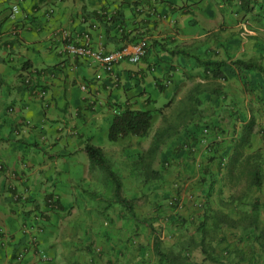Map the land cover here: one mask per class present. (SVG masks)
Instances as JSON below:
<instances>
[{
    "label": "crops",
    "instance_id": "0c3cea01",
    "mask_svg": "<svg viewBox=\"0 0 264 264\" xmlns=\"http://www.w3.org/2000/svg\"><path fill=\"white\" fill-rule=\"evenodd\" d=\"M14 4L22 10L16 20L9 17ZM0 20V230L6 236L0 259L6 264L24 263L11 259H17L26 243L24 225L33 224L44 228L39 235L42 249H66V256L72 257L79 247L67 250L69 237L57 236V221L63 215L80 216L74 230L79 232L76 246L92 245L81 234L83 227L94 228V218L105 206L94 200L113 198V189L102 193L104 179L98 168L92 169L87 145L100 148L129 182V188L124 187L129 198L145 196L149 188L142 177L135 173L128 179L134 160L130 155L152 146L159 124L145 138L108 141L118 107L161 109L157 121L162 120L156 91L154 97L147 88L161 92L175 87L186 92L182 98L189 96L192 86L206 89L203 116L225 119L221 140L229 141L233 124L239 130L245 121L264 119V0H0ZM142 39L148 49L141 61H122L113 73L90 58L64 51L67 40L112 52ZM183 57L194 63L186 68ZM241 60L249 66L238 65ZM210 61L217 64L205 68ZM45 90L46 96H40ZM257 123L247 153L254 148L264 153V145L255 144L264 133ZM171 140L175 153L184 151ZM175 157L185 163L181 153ZM51 194L60 202L45 212V199ZM43 211L47 219L40 218ZM27 257L29 264L39 261L34 254ZM124 261L152 264L156 259Z\"/></svg>",
    "mask_w": 264,
    "mask_h": 264
},
{
    "label": "rangeland",
    "instance_id": "374dc122",
    "mask_svg": "<svg viewBox=\"0 0 264 264\" xmlns=\"http://www.w3.org/2000/svg\"><path fill=\"white\" fill-rule=\"evenodd\" d=\"M183 60L186 68H188L190 63H194L192 59L188 61V59L183 57ZM242 75L245 76L246 72L244 71ZM147 90L151 92L154 97V91H156V106L163 109V114L161 113L163 118L160 122L156 120L157 117H159L158 115L160 112L159 114H154L155 123L152 129L159 124L161 128L171 126L172 132L170 137H167V140L163 145L164 147L161 153L157 155L155 164L153 165L154 169L160 171L162 181H156L153 184H149V190H147L145 196H142V198H138L133 202L134 210L140 221L138 223L140 225L139 227L136 224V231L138 234L133 232L134 228H132V224H134V222L132 223L128 220L127 216L123 218L117 216L119 205H115L110 209L109 215H100L94 218V228H90V226L83 227L86 228V231L81 234H83L85 241L88 242L92 240V245L90 246L92 252H90L84 244L76 246L79 232L74 230H77L80 226V216L63 215L60 216L57 221V236L60 237L61 240L69 237V247H67V250L69 248L73 249L74 247H79V250H74L73 252H75V254L71 257L68 255L66 256V249H63V251L60 252L56 247L53 249L45 247L43 248V251L51 260L47 262H30L31 264H90L91 262L89 263V259H95V262L91 264H107L108 259H113V264H127L124 259H139V254L135 247L141 245L144 246L143 252L146 253L145 257L148 259H158L155 258L153 248L157 238L160 243V249L163 252L170 253L171 250H176L177 252V243H184L187 247L185 251L189 253L188 257L190 259L198 260L205 258L204 256L206 255L197 245L199 242L197 230L198 226L203 221V209L199 208V204L203 203L204 190L207 189L208 184L202 186L197 180L201 175V168H199V165L204 159L201 151H197L195 157L190 158L187 157V154L185 153L186 151L177 152L184 156L183 159L185 160V163H181L180 159H176V157L173 156V152H175L173 149L174 146L170 145L171 142L169 141L172 139L176 142L177 140L180 146L188 142L183 136V132H185L184 127H186L185 125L187 122L193 120L189 119L191 116H189V112H191L192 109L197 108L195 107L191 96L182 98L186 92L183 93V91L181 92V90H177L175 87H170L161 92L158 89L147 88ZM191 92L193 95L200 97L202 101L206 100L204 89L192 86ZM179 95L180 99H177ZM174 103L177 104L175 105ZM168 104L169 106H167ZM200 111L202 110H197L192 117L196 118V116H199L198 113ZM173 112H178V114L172 117ZM179 113L181 114V117L179 116ZM202 114L206 113L203 112ZM164 116L166 117L165 120ZM194 120L196 121L197 119ZM258 121H255V123L258 122V126H261L264 129V119L260 117ZM199 122L202 126L204 125L203 128L208 124L213 126L216 122H218V125L219 123L221 125L226 123L224 118L220 121L208 120L206 118L204 120H199ZM101 134H103V132H101ZM173 136L174 138H172ZM263 139L264 133H262V136L259 137V141L255 144L263 146ZM108 142L113 143L111 141ZM186 148L184 147V149ZM181 149L178 150L181 151ZM255 151L256 148H254L252 153ZM166 162L168 165L165 164ZM224 171L220 176L222 179H224V176L226 175V172ZM100 175L104 179V192L102 193H110L109 190L112 189L113 183L108 180L103 172H101ZM244 177L247 180V177ZM128 179L131 181L132 175H130ZM228 179L229 177L225 176V180ZM125 183L128 184L129 182L125 181ZM126 188H129V186H126ZM92 195L93 194H89L87 197L92 199ZM230 195L234 198H229ZM173 196H179L180 202L182 203L183 216L186 222L185 226H182V228L173 227L172 224L170 225L166 223L164 218H161L159 214H155L158 212L157 207L162 209L167 198L169 199V197ZM240 196L242 197L240 198ZM95 198L96 197L94 196V199ZM109 198V200L106 198L99 202L94 200V203L96 205L107 206V204L111 203L113 200L111 197ZM254 198H259L262 206L257 220V228L258 231H260L261 229L264 230V184L261 189H255L248 186L245 180H242L240 185H235L234 187L224 186L223 191L219 190V186L215 188L211 202L213 209L218 213L216 214V217L219 221L216 220L218 221L217 226L215 224L216 221L212 223V228L214 229H211L209 233H207L206 247H209L207 250H209L211 254H214L217 259H221L222 262L227 261L228 264H233L234 262H241V264H246L248 262L253 264H264V257L262 256L263 247H261L260 244L258 245L255 241H248V239L245 240L244 237L239 238L241 229L238 226L233 224L226 226L225 223L221 222V220L225 219L224 221L229 220L230 223L235 224L236 221H239L242 218V216L246 217V215H249L252 212L251 202ZM88 202L91 203V201ZM163 211L165 212L166 210ZM111 214L113 216H111ZM67 227L71 228L69 229ZM68 231L71 232L69 233ZM176 233H179V239L181 240H178ZM70 236H72V238ZM130 239H132L135 244H133ZM262 239L261 240L264 242V237ZM132 245H135V247H132ZM225 251H227V253H225ZM27 256V259H22L20 262L24 261L23 264H29V258ZM53 260H55V262H53ZM0 264H6V260L0 259Z\"/></svg>",
    "mask_w": 264,
    "mask_h": 264
},
{
    "label": "trees",
    "instance_id": "16d2710c",
    "mask_svg": "<svg viewBox=\"0 0 264 264\" xmlns=\"http://www.w3.org/2000/svg\"><path fill=\"white\" fill-rule=\"evenodd\" d=\"M216 64V62L210 61L205 62L203 66L205 68H213V66H215ZM243 64L249 66L248 63H244V61L242 60L238 62V65ZM261 72L264 75V70H262ZM213 74L214 77L218 76L217 71H214ZM165 90V88L162 89V91ZM45 92L47 91L45 90ZM213 92L219 95L218 89L214 90ZM189 96L192 97L194 105L197 108L192 109L191 112H189V116H192L197 110H202V106H205V101H202L200 97L193 95L191 91L189 93ZM169 104L167 106H169ZM160 110L161 109L156 108L143 109L133 108L129 106L118 107V110L114 111L115 115L109 129L110 141L117 142L125 138L147 137L150 134L155 123L154 114H159ZM201 112L203 113V110L198 113L199 116H196V118H194L197 119L196 121L193 119L190 122H187V124L185 125L186 127H184L185 132H183V136L188 142L182 144L179 147L183 148L181 149L182 151H186L185 153L189 158L195 157L196 152L201 151L202 157L204 159L203 162H201V164L199 165V168H201V175L199 176V178H197V180L202 186H205V184L207 183L208 184L207 189L204 190L205 193L203 196V203L199 204V208L203 209V221L198 226L197 235L199 238V242L197 245L206 256H204L205 258L201 262L188 263L187 259L190 258L188 257L189 253L185 251L187 247L184 245V243H177V252L176 250H171L170 253H166L161 251L160 243L157 238V241L153 248L155 258L158 259H156L155 263L153 262L152 264H228L227 261L222 262L221 259H217L214 254H211L209 250H207L209 247H206L207 233H209L211 229H214L212 228V223L218 220L216 217V214L218 213L213 209L211 202L213 192L215 191V188L217 186H219L220 191H223L224 186L234 187L235 185H240L242 180H245L248 186L255 189H261L262 185L264 184V153L262 152L261 148H257L254 153H247L246 151L247 149H250L253 144V138L251 134L256 124L255 120H249L247 122L245 121L243 125H241L239 130H237L236 124H233L232 128L230 126L229 135L231 134V137L229 141H226L219 138V136H223L226 131L223 128V125H221L220 123L219 125L217 124L218 122L214 123L215 125L213 126L209 124L205 125V128L208 129V133H204V125L202 126V124H200L199 122V120H204V116ZM234 115L235 113L231 114V117L233 118ZM216 126L218 127V129ZM171 128V126H167L166 128L160 127V129L158 128L154 133L152 146L146 152H139L135 150L132 151L130 155L132 156V160L134 159L128 169L131 172L130 175L133 176V174L135 173L140 175L142 177L143 183L147 185L146 187H148L149 184L155 183L154 181H162L160 171L154 169L153 165L154 160L157 158V155L161 153V151H159V148L164 145L167 137H170L171 135ZM204 142L208 144L205 145ZM226 142L227 144H229L227 145V147L225 145ZM184 147L187 148L184 149ZM228 148L229 150H227ZM86 152L89 156L92 169L98 168L101 172L104 173L105 176H107L108 180L113 183V198H111L113 200L111 201V203L107 204V206H103L104 208L100 210V213L104 216L109 215L110 209L115 205H119L117 216H120L122 218L127 216L128 220H130L132 223L134 222V224H132V228H134L133 232L135 234H138V232L136 231V224L139 227L140 225L138 223L140 221L134 210L133 204L136 198H129L126 191L124 192V187L126 188V186H128L126 183H124L125 180L121 177L120 173L109 164L100 148L93 145H87ZM177 154V152H173V156ZM165 164L168 165L167 162ZM0 168L2 167L0 166ZM224 170L226 171L225 176L229 177L228 180H225V176L224 179L220 177ZM244 176L247 177V180ZM232 197V195L229 196V198L231 199ZM241 197L242 196H240V198ZM17 199L21 200V196H19ZM48 199L54 200L53 205L49 203ZM109 199L110 198L107 197V200ZM45 200L47 206V210H45V212L55 210L60 202L59 199L53 194L47 196ZM170 201H173V204H170ZM164 203L165 205L162 207V209L157 207L158 212L155 214H159L161 218H164L166 223L170 225L172 224L173 227L182 228V226H185V218L184 216H182L183 209L178 210V205L180 203L179 196L169 197V199L167 198V201H165ZM251 208L252 212L249 215H246V217L242 216L241 219L239 217L240 220L236 221L235 224L230 223L229 220L224 221L225 219L221 220V222L225 223L226 226H229L230 224L238 226L241 229L239 238L244 237L245 240L248 239V241L251 240L255 241L258 245L260 244V246L263 247L262 256L264 257V242L262 241V238L264 237V230L261 229L260 231H258L257 228V220L262 208L259 198H254V200L251 202ZM163 210L166 211L164 212ZM39 215H41L40 218L47 219V215L44 213V211L39 213ZM111 216L113 215L111 214ZM218 221L215 222L216 226L218 225ZM176 237L178 238V240H181L179 239V233H176ZM130 240L133 244H135L132 239ZM132 247H135V245H132ZM87 248L90 252H92V249L90 247ZM135 248L139 254V259H148L147 257H145L146 253L143 252V245L138 247L136 246ZM225 253H227V251H225ZM11 260L14 261L16 259ZM111 264H113V262ZM233 264H241V262H234ZM246 264L253 263L248 262Z\"/></svg>",
    "mask_w": 264,
    "mask_h": 264
},
{
    "label": "built area",
    "instance_id": "2783aa9c",
    "mask_svg": "<svg viewBox=\"0 0 264 264\" xmlns=\"http://www.w3.org/2000/svg\"><path fill=\"white\" fill-rule=\"evenodd\" d=\"M22 10L18 4H14L10 10V19L16 20L21 14ZM1 25V20H0ZM67 36V35H65ZM67 38V37H66ZM148 49V42L146 39H142L137 43L123 46L112 52H105L102 49H92L88 46H78L74 42L67 40L64 45V51L72 57L79 58H90L94 62L102 65L107 72L113 73L115 66L125 60H128L132 63H139L142 57L146 54ZM97 78H100L101 75H97ZM47 92L42 91L40 96H46ZM204 133H208V129L205 128ZM19 196L16 195V199ZM26 197H24L25 199ZM49 203L53 205L54 200L48 199ZM170 204H173V201H170ZM182 209V203L180 202L178 205V210ZM23 232L27 236V240L25 245L21 248V250L17 253L18 261H21L29 254H34L41 262H47L51 259L48 255L45 254L43 249L40 247L39 243V235L44 232V228L42 225H24ZM6 236L4 231L0 230V247L5 245Z\"/></svg>",
    "mask_w": 264,
    "mask_h": 264
}]
</instances>
